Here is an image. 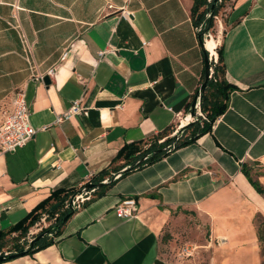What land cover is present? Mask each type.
<instances>
[{
	"label": "crops",
	"instance_id": "1",
	"mask_svg": "<svg viewBox=\"0 0 264 264\" xmlns=\"http://www.w3.org/2000/svg\"><path fill=\"white\" fill-rule=\"evenodd\" d=\"M193 3L0 0V125L22 91L37 129L22 147L0 148V231L53 190L83 186L123 145L147 147L187 121L205 72ZM225 4L211 59L221 48L232 88L211 130L74 208L52 245L0 264H156L203 230L221 264H261L264 194L250 180L264 187V0ZM126 197L137 212L119 217Z\"/></svg>",
	"mask_w": 264,
	"mask_h": 264
},
{
	"label": "trees",
	"instance_id": "2",
	"mask_svg": "<svg viewBox=\"0 0 264 264\" xmlns=\"http://www.w3.org/2000/svg\"><path fill=\"white\" fill-rule=\"evenodd\" d=\"M217 1L218 0H194L191 14L193 22L196 26H198L202 22H205L206 31L212 27L213 16L216 15L219 6L224 4L227 0H222L220 4H218ZM212 6L213 10L211 11ZM208 13L209 17L206 18V14ZM198 35L202 38L201 31L198 32ZM217 53L218 59L216 64H214L213 72L214 78L208 80L207 86L201 96L200 106L201 112L203 114L201 120L195 121L190 125H187L183 130L181 138H179L175 142L174 146L170 145V143H172V138H170V135L174 132L176 128V126L173 124L168 125L165 129L156 134L153 139L156 142H151L147 147L146 144L148 143V141H138L123 145L118 150L117 155L115 156L109 167L101 170L99 173L92 176L87 183L91 182L93 184H96L102 181L103 179L109 177L112 171H117L123 165L133 163L145 153L159 149L164 145H170L168 149L148 157L142 163L138 164L132 169H129L128 172L137 168H141L144 165L152 164L153 162L168 155L173 150L193 143L200 136L209 132L216 118L220 116L226 109L227 95L229 90L232 88L231 84L225 79V68L223 64L221 48H218ZM160 139H163V141L159 142ZM119 160L122 161L121 164H115ZM250 181L252 185L256 188V190L264 194V187L259 185L256 181ZM113 184L114 182H111L93 190L90 194V197L83 202V205L104 194V192ZM83 186L67 191H65L64 189L53 190L48 197L38 203L37 206L24 218H22L16 224L12 225L7 231H0L1 252L3 248V241L8 235L12 234L13 232H19L21 236H24L29 231V229L42 217L43 214L54 217V222L51 223L48 227L42 229L38 234H36L32 239H34L35 237L37 238L32 240V243H29L26 249L22 247H17V245H15V251L5 255L6 258L4 261L13 259L10 258V254L25 250L24 255H32L35 252L52 245L54 243V238L60 234L61 227L75 212V209L71 208L64 209L61 212H58V209L63 205L68 195L74 193ZM55 204V208H52ZM66 214H68L69 216L67 220L63 222L62 219ZM261 218L262 220H258V239L260 243L264 242V217L262 216ZM53 231L54 233H52ZM50 233H52L51 236H49ZM1 255H4V252H1Z\"/></svg>",
	"mask_w": 264,
	"mask_h": 264
},
{
	"label": "rangeland",
	"instance_id": "3",
	"mask_svg": "<svg viewBox=\"0 0 264 264\" xmlns=\"http://www.w3.org/2000/svg\"><path fill=\"white\" fill-rule=\"evenodd\" d=\"M211 1V0H208ZM222 0H218L217 3L220 4ZM225 8V9H224ZM229 8V4L226 5L225 3L219 6L217 9L216 15L213 16V25L209 30H205V22L200 23L201 25V32H202V39L203 41L206 40L208 37L213 36L216 41L219 40L221 32L224 27V14L227 12ZM209 17V13L206 14V18ZM205 42V41H204ZM218 44V42H217ZM219 45V44H218ZM219 47V46H218ZM216 48V47H215ZM208 54V61L210 64H213L217 62H214L213 59H211V53L207 50ZM214 69V67H213ZM179 125L176 126L175 130L178 128ZM174 130V131H175ZM182 136V135H181ZM180 136V138H181ZM170 145H173V140ZM79 195L82 194H77V191L74 193L68 195V197L65 199L63 205L58 209V212H61L64 209H68L70 207V201L73 198L75 200ZM80 200V198H79ZM262 217V216H261ZM260 216L257 217V224L259 223L260 220H262ZM259 220V221H258ZM54 222V217L48 216L44 214L32 227L31 232H27L24 236H21L19 232H13L12 234L8 235L4 241H3V248L1 252L4 253H12L15 251V245L17 247H22L26 249L29 245V242L32 240V238L38 234L42 229L48 227L51 223ZM192 222V221H191ZM193 225V223H191ZM54 233V231L52 232ZM52 233L49 234V236L52 235ZM207 236L204 232L202 231L201 234H199L198 231H191V234H188L187 237H185L182 241L180 242H175L174 244V249L168 251L170 253L168 258L165 257H160L159 260L161 261V264H221L222 263V258H216L215 257V250L214 248L208 247L205 242ZM197 244L199 247L197 251L192 255L189 256L188 258H179L177 256L178 251L181 249V247L186 244ZM0 252V253H1ZM260 254H261V264H264V242L260 243ZM172 255V256H171Z\"/></svg>",
	"mask_w": 264,
	"mask_h": 264
},
{
	"label": "built area",
	"instance_id": "4",
	"mask_svg": "<svg viewBox=\"0 0 264 264\" xmlns=\"http://www.w3.org/2000/svg\"><path fill=\"white\" fill-rule=\"evenodd\" d=\"M200 28L201 25L199 24L197 27L198 32L201 30ZM214 62H216V60ZM209 77L210 79L214 78L211 67H209ZM78 111V106L72 105L66 115ZM190 120H192V117L188 116L186 122ZM180 125H182V123H180L179 126ZM36 130L37 129L29 122V108L24 93L18 91L13 96L11 108L4 112V119L0 125V148L5 151H14L17 147L25 145L34 136ZM161 141H163V139L159 140V142ZM91 192L92 191L84 192L82 195H79V197L73 200V207L77 208L83 204V202L90 197ZM137 208L136 199L133 197H126L115 205L114 210L119 217H131L136 214ZM198 247L197 244L186 243L178 251L177 256L181 259L188 258L197 251Z\"/></svg>",
	"mask_w": 264,
	"mask_h": 264
},
{
	"label": "water",
	"instance_id": "5",
	"mask_svg": "<svg viewBox=\"0 0 264 264\" xmlns=\"http://www.w3.org/2000/svg\"><path fill=\"white\" fill-rule=\"evenodd\" d=\"M213 10V6L211 8V11ZM210 11V12H211ZM200 41V44H201V47L203 49V55H204V65H205V72H204V77L201 81V84L197 90V93L196 95L194 96L192 102H191V107L189 109V111L187 112V118L188 116H191L192 117V120L180 125L171 135H170V138H172L173 140V143L175 144V142L180 138V136L182 135L183 133V130L185 129V127L187 125H190L191 123L195 122V121H198V120H201L202 118V113L200 111V101H201V96L207 86V82L209 80V61H208V54H207V49L205 48L204 46V41L203 39L200 37L199 39ZM42 81L46 84H48L50 82V79L47 75H44L42 77ZM169 148V145H164L163 147L159 148V149H156V150H153L151 152H147L145 153L143 156H141L139 159H137L136 161H134L133 163H130L128 164L127 166L123 167L122 169L118 170L117 172L113 173L112 174V177L111 178H106V179H103L102 181L96 183V184H93L91 182L85 184L83 187H81L80 189L77 190V194H82L84 192H89V191H93L95 190L96 188H99L105 184H108V183H111V182H114L115 180H117L118 178H120L121 176L125 175L129 169H132L133 167L137 166L138 164L142 163L143 161H145L148 157L156 154V153H159L163 150H166ZM70 207L71 209H74L73 207V198L71 199L70 201ZM56 204L52 207V208H55ZM68 214H66L62 221H66L67 218H68ZM37 237H35L34 239H36ZM32 239V240H34ZM32 240L29 242L30 244L32 243ZM25 254V250H22V251H19V252H16V253H13V254H10V258H15V257H19V256H23ZM5 254L4 255H1L0 253V262L4 261L5 260ZM155 263L156 264H161V261L160 260H155Z\"/></svg>",
	"mask_w": 264,
	"mask_h": 264
},
{
	"label": "bare ground",
	"instance_id": "6",
	"mask_svg": "<svg viewBox=\"0 0 264 264\" xmlns=\"http://www.w3.org/2000/svg\"><path fill=\"white\" fill-rule=\"evenodd\" d=\"M204 46L211 53L212 56L216 55L215 47L217 46V41L214 39L213 36H210L205 40Z\"/></svg>",
	"mask_w": 264,
	"mask_h": 264
}]
</instances>
